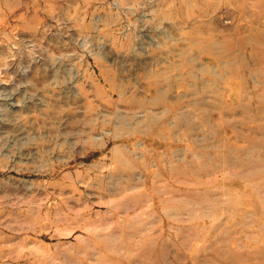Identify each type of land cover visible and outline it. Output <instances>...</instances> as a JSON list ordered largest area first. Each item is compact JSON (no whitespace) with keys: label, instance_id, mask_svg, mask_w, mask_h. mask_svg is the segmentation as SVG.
Wrapping results in <instances>:
<instances>
[{"label":"rangeland","instance_id":"obj_1","mask_svg":"<svg viewBox=\"0 0 264 264\" xmlns=\"http://www.w3.org/2000/svg\"><path fill=\"white\" fill-rule=\"evenodd\" d=\"M0 264H264V0H0Z\"/></svg>","mask_w":264,"mask_h":264}]
</instances>
